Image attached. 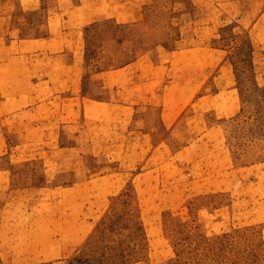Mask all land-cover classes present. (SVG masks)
Wrapping results in <instances>:
<instances>
[{"label": "crops", "instance_id": "1", "mask_svg": "<svg viewBox=\"0 0 264 264\" xmlns=\"http://www.w3.org/2000/svg\"><path fill=\"white\" fill-rule=\"evenodd\" d=\"M150 7L147 0H0L3 264L78 252L91 229L90 197L100 193L92 183L113 158L141 162L185 132L172 155H190L192 129L204 144L187 111L194 97L202 118L237 112L233 65L219 62L213 74L202 45L188 41L197 22L180 28L175 11ZM262 22L264 12L253 28ZM211 81L220 85L199 93Z\"/></svg>", "mask_w": 264, "mask_h": 264}, {"label": "rangeland", "instance_id": "2", "mask_svg": "<svg viewBox=\"0 0 264 264\" xmlns=\"http://www.w3.org/2000/svg\"><path fill=\"white\" fill-rule=\"evenodd\" d=\"M148 2L161 15L175 11L180 28L197 22L188 41L202 45L213 74L219 62L233 65L237 112L202 118L194 97L187 111L205 141L197 144L191 130V153L183 154L191 160L172 155L187 132L179 145L170 139L141 162L113 158L99 172L102 181L92 183L100 193L90 197L83 246L68 258L34 264H264V37L253 34L264 33V22L253 28L264 0ZM217 85L211 81L199 93Z\"/></svg>", "mask_w": 264, "mask_h": 264}]
</instances>
